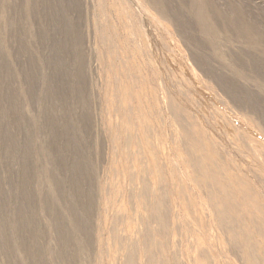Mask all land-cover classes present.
Wrapping results in <instances>:
<instances>
[{
    "label": "rangeland",
    "instance_id": "obj_1",
    "mask_svg": "<svg viewBox=\"0 0 264 264\" xmlns=\"http://www.w3.org/2000/svg\"><path fill=\"white\" fill-rule=\"evenodd\" d=\"M0 264H264V0H0Z\"/></svg>",
    "mask_w": 264,
    "mask_h": 264
}]
</instances>
